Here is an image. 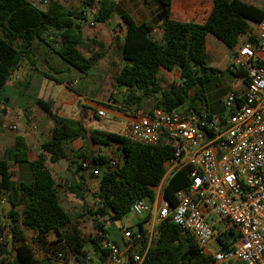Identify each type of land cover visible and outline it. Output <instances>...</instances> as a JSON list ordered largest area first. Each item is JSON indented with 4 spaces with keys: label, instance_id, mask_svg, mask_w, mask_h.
<instances>
[{
    "label": "trees",
    "instance_id": "16d2710c",
    "mask_svg": "<svg viewBox=\"0 0 264 264\" xmlns=\"http://www.w3.org/2000/svg\"><path fill=\"white\" fill-rule=\"evenodd\" d=\"M158 2V26L137 23L128 13L122 14V23L117 24L122 32L119 38L124 65L116 82L123 88V101L142 108L148 99L155 98L153 109L184 108L187 112L201 110V103L211 112L207 84L213 74L222 70L208 64L207 36L213 35L232 50L246 40H253L255 24L264 18V6L247 0H214L207 18L197 22L174 19L172 0ZM83 3V7L72 9L53 0L45 7L30 0H0V95L21 64L33 60L36 40L47 45L69 68L89 74L105 56L107 48L103 42L85 37L87 10H92L96 23L108 24L116 13V4L113 0H84ZM156 27L162 31L160 38L154 36ZM162 68L178 69L181 82L163 88L158 76ZM228 69L242 76L240 71ZM47 77L56 85L63 83L57 77L49 74ZM35 103L53 120L51 138L42 142V152L37 158L30 157L31 148L23 135H17L14 145L0 156V208L3 203L10 207L6 215L8 222L0 219V264H52V258L37 256L29 240L41 248L47 246L48 250L49 244L63 240L80 264H86L87 252L83 250L85 240L81 232L76 227L73 233L65 229L71 225L72 215L61 203L60 184L47 166L46 155L49 154L52 163L67 159L66 142L83 136L86 128L81 119L54 110L53 100L39 97ZM4 111L0 98V114ZM90 136L97 146H116L120 152L117 167L110 165V156L95 154L90 160L100 170L104 169L99 175L97 205L91 211L97 224L101 226V221L113 224L124 218L136 200L153 203L155 188L166 174L165 160L174 157V148L164 140L157 145H146L130 141L120 132L104 129H91ZM79 168H83L82 163L78 164ZM188 171L189 168L181 169L164 187V198L172 207L177 204L176 192L188 186ZM16 173L18 179L13 178ZM67 188L84 199L83 182L77 178ZM150 216L140 221L141 230ZM52 232L58 237L56 241L48 239ZM158 232L144 264H212L211 257L201 252L194 238L173 221L163 220ZM231 236L232 232L219 236L223 247ZM133 255L130 252L131 258Z\"/></svg>",
    "mask_w": 264,
    "mask_h": 264
},
{
    "label": "built area",
    "instance_id": "2783aa9c",
    "mask_svg": "<svg viewBox=\"0 0 264 264\" xmlns=\"http://www.w3.org/2000/svg\"><path fill=\"white\" fill-rule=\"evenodd\" d=\"M253 38L233 50L229 67L242 73L244 87L228 94V116L206 108L187 112L159 107L127 120L121 132L126 139L146 145L164 140L175 153L165 160L166 174L154 202L139 199L131 206L137 217L151 215L143 230L142 217L136 228L121 219L97 224L95 239L104 258L97 264H144L161 222L167 219L188 232L212 264H264V18L255 24ZM12 78L18 79L14 74ZM110 114L97 106L101 120ZM81 163L92 166L90 159ZM118 164V159H111L112 167ZM183 168H189V183L176 192L177 204L172 207L164 198V187ZM94 173L102 172L94 165ZM114 229L125 249L116 243ZM226 232L232 236L223 247L219 236ZM65 256L64 251L55 254L56 259ZM85 261L94 264L91 254L85 255Z\"/></svg>",
    "mask_w": 264,
    "mask_h": 264
},
{
    "label": "rangeland",
    "instance_id": "374dc122",
    "mask_svg": "<svg viewBox=\"0 0 264 264\" xmlns=\"http://www.w3.org/2000/svg\"><path fill=\"white\" fill-rule=\"evenodd\" d=\"M41 7H45L47 3L42 0H30ZM66 4L69 8H81L84 6V0H59ZM253 2H260V0H251ZM88 20L84 22V35L86 38L96 39L105 44L107 50L105 56L97 62V64L89 71V74L82 73L75 68H68L69 64L59 58L47 45L36 40L32 61L25 60L18 70L19 80L14 81L16 92L11 95L10 87H5L2 91L5 111L0 116V156L6 148L12 147L15 142L16 135H24L31 145V156L37 157L41 152V144L51 135L53 120L43 111L36 103V99L40 96L53 100L54 110L60 111L67 116H76L83 112L81 100L75 102V95H84L87 98L95 99V105L105 107L111 114L109 119L101 120L95 113L94 119L97 122V127L122 132L127 120L147 110H152L156 103L155 98L148 99L142 108H137L136 105H127L123 101V88L118 86L116 76L121 71L124 60L122 58V40L119 38L121 34L118 27L120 18L115 14L110 23L100 24L93 19V12L91 9L87 10ZM93 23V24H92ZM216 38V37H212ZM215 40V39H213ZM223 49L218 48L220 60L212 58L211 51L214 50V44L209 46V63L212 66L219 67L221 73L213 74L209 83L207 84V103L211 110H214L216 115L226 117L230 111L226 107V99L232 90H239L244 87L241 77L236 76L235 73L227 68L226 60L230 53L229 48L220 41ZM87 56L90 53L84 48L81 49ZM55 70L62 71L60 73ZM32 75L30 83L28 84V77ZM47 74L57 77L62 80L61 85L51 83ZM160 82L163 88H168L172 85H177L181 82L180 79L175 78V73H170L167 70H162L160 73ZM53 97V98H52ZM70 98V101H69ZM201 109L205 108L204 104ZM78 109V113L75 110ZM59 112V113H60ZM119 116H118V115ZM72 142L68 141L67 151L68 158L62 160L57 165L48 161L47 165L52 170L56 183H60L59 192L60 200L63 207L72 215V223L66 227V231L73 233V228L76 227L81 235L86 238V241L93 240L92 230L97 228V219L91 212L97 205V191L99 188L100 177L93 170L87 171L83 168L78 169V164L85 158L92 160L93 155L101 154L118 159L119 150L116 146L112 147H97L92 149L89 141L86 139L85 144L81 147H75ZM74 161L78 163H74ZM71 164L72 172L66 169L67 165ZM19 172V168L17 169ZM16 170V171H17ZM85 171V172H84ZM101 171H104L102 169ZM69 181L65 178L68 177ZM82 174V175H81ZM82 176L83 195L84 199L79 198L67 189V182H72L75 176ZM19 174L16 173L13 177L18 179ZM160 187V186H159ZM161 192L157 188L156 194ZM9 205L3 203L0 208V219L8 222L6 215L9 210ZM139 217L130 211L125 217L124 221L139 219ZM136 228V227H135ZM28 238H31V233L28 231ZM49 240L56 241L58 239L55 232L49 234ZM30 244L37 253V256L53 257L55 251L62 248L66 253L64 260L52 261V264H80L75 254L72 253L65 241H59L55 244H49V250L46 247H40L33 243ZM214 247V243L211 244ZM61 249L59 251H62ZM92 251V250H91Z\"/></svg>",
    "mask_w": 264,
    "mask_h": 264
},
{
    "label": "crops",
    "instance_id": "0c3cea01",
    "mask_svg": "<svg viewBox=\"0 0 264 264\" xmlns=\"http://www.w3.org/2000/svg\"><path fill=\"white\" fill-rule=\"evenodd\" d=\"M113 1L116 4V13L115 14H117V16L120 18V20L118 21V24L122 23L121 15L124 14V13L130 14L137 23L148 22V23L154 24L156 26H158L159 23H160V21L158 19V13H159V10H160V4H159L158 0H113ZM247 1L250 2V3H253L255 5H258L260 7L264 6V0H260V2H253L251 0H247ZM213 7H214V0H172V17L174 19H176V20H179V21L194 20V21H197V22H203L207 18L208 14L211 12ZM119 33L122 34V32H120V31H119ZM161 34H162L161 29L159 27H156L155 30H154V36L156 38H160ZM212 37H213V35H208L207 36V44H210V43L214 44V47H213L214 50L211 51L212 58L214 60H218L219 61L220 60V56L218 54L219 51H217V49L218 48L223 49V46L221 45L220 42H218V40H216L217 38H212ZM213 39H215V40H213ZM227 48H229V47H227ZM208 56H209V46H208ZM232 56H233V50L231 49L230 53L228 54V59L225 62L226 65H227V68H229V64H230ZM208 64L210 66H212L209 63V57H208ZM213 67H215V66H213ZM68 68H69V66H67V69ZM216 68H219V67H216ZM162 70H166V69L162 68L160 70L159 75H158L159 77H160V73H161ZM167 71H169V70H167ZM169 72L170 73H175V78L176 79H180V73H179L178 69H174V70H171ZM14 75L16 77H18V70L14 73ZM19 78H20V76L18 77V79H15V78L11 77V79L8 81V83L5 86V87H7V86L10 87V94L11 95H13L16 92L14 81L19 80ZM31 78H32V75L30 74L29 77H28V80L29 79L31 80ZM50 82L52 83L53 81L50 80ZM2 94L3 93L1 92V95H0L1 99H3ZM40 97H43V96H40ZM43 98H45V97H43ZM45 99H48V98H45ZM80 100L82 101L81 102L82 108H84L83 112L80 113V108H78L79 109V113H78V109H76L75 113H78V114L76 116H74V117L82 120V122H83V124H84V126L86 128V131L84 132L83 136L75 138V139H72V140H69V141L72 142L71 144H73L75 147L78 148V147H81L82 145H84L85 144V140L87 139L89 141V145L91 146V148L95 149V148H97L99 146H97L96 144H94L91 141L90 130L91 129H95V128L101 129V128L97 127L98 126L97 122L94 119V116H95V113H96V108H97V105L94 104L96 100L93 99V98H87L86 96H84L82 94L81 95H79V94L75 95V102L76 101L79 102V105H80ZM69 101H70V98H69ZM90 101H93L94 103H90ZM148 111L149 110H147L145 112H148ZM145 112H143V113H145ZM211 112L213 114H215L214 110H211ZM138 113H140V112H138ZM63 115L67 116L65 114H63ZM0 116H1V114H0ZM67 117H70V116H67ZM19 135H21V134H19ZM50 138H51V135L48 137V139H50ZM27 142H28V140H27ZM67 143H68V141L66 142V149H67ZM28 144H29V142H28ZM29 146L31 148L30 144H29ZM41 152H42V147H41ZM46 155L48 157V160H47V163H48V161H50L49 154H46ZM30 157L32 159H34L31 156V149H30ZM37 157H35V158H37ZM64 160H66V159H64ZM58 163H61V161L57 162V163H52V164L57 165ZM66 169L68 171H70V172L74 171L71 164H68ZM83 169L86 170V172L90 171V170H93L92 172H94V164H92V166L89 167V168L83 167ZM68 178H69V174H68V177H66L65 179L67 181H69ZM75 178H77L78 181L84 182L82 176H80V175L75 176ZM67 183H68L67 185H69V184L73 183V181L70 182V183L69 182H67ZM58 184H60V183H58ZM157 188L159 189V186L156 187L155 189L157 190ZM120 221L126 223L127 225H129L131 227H135L137 222L139 221V219H135V220L133 219V220H130V221L126 222V221H124V218H122ZM96 230L97 229L92 230L93 239H95ZM114 232H115L116 237H118V236L121 237L120 232L117 229H114ZM83 239L85 240L84 241L83 250H86V252H87L86 254H91L92 255L93 263L97 264L98 263V259L100 261H104V258L101 255L100 250L98 249L97 241L95 242V241L91 240V242H88V241H86V238L83 237ZM41 258H44V255L41 256ZM51 258H52V261L64 260V259H56L55 258V254ZM65 258H66V256H65ZM86 264H90V263L86 262Z\"/></svg>",
    "mask_w": 264,
    "mask_h": 264
},
{
    "label": "water",
    "instance_id": "95a60500",
    "mask_svg": "<svg viewBox=\"0 0 264 264\" xmlns=\"http://www.w3.org/2000/svg\"><path fill=\"white\" fill-rule=\"evenodd\" d=\"M117 240H118L119 245L121 246V248H122V249H125V243H124L122 237L118 236V237H117Z\"/></svg>",
    "mask_w": 264,
    "mask_h": 264
}]
</instances>
